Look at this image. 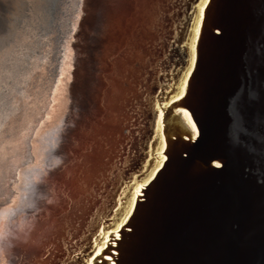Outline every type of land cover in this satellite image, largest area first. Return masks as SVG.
<instances>
[{
    "label": "bare ground",
    "instance_id": "obj_1",
    "mask_svg": "<svg viewBox=\"0 0 264 264\" xmlns=\"http://www.w3.org/2000/svg\"><path fill=\"white\" fill-rule=\"evenodd\" d=\"M210 2L0 0V264H25L42 243L31 245L35 233L50 225L30 263L88 264L102 240L118 236L167 160L154 114L157 88L186 97ZM238 9L228 7L216 21L232 11L240 16ZM191 21L195 36L182 41L175 29ZM15 50L23 53L11 58ZM241 59L235 52L226 63ZM232 79L220 91L233 95ZM181 105L196 141L197 112ZM252 111L236 124H249Z\"/></svg>",
    "mask_w": 264,
    "mask_h": 264
},
{
    "label": "water",
    "instance_id": "obj_2",
    "mask_svg": "<svg viewBox=\"0 0 264 264\" xmlns=\"http://www.w3.org/2000/svg\"><path fill=\"white\" fill-rule=\"evenodd\" d=\"M208 6L211 22L198 42L200 56L186 97L163 84L153 99L159 130L166 135L167 160L118 236L110 235L97 258L100 264H264V0H212ZM230 6L239 8L240 16L232 11L218 23L220 12ZM194 27L191 21L175 30L189 42ZM235 52L242 55L241 63L228 67L226 59ZM22 53L15 50L10 57ZM230 76L237 85L233 95L220 91ZM182 103L201 122L196 141L182 122ZM250 108V123L237 125L234 118ZM227 184L230 189H224ZM50 227L35 233L31 245L42 243L27 252L25 264H34L28 259L38 257ZM61 229L57 226L56 232Z\"/></svg>",
    "mask_w": 264,
    "mask_h": 264
},
{
    "label": "snow or ice",
    "instance_id": "obj_3",
    "mask_svg": "<svg viewBox=\"0 0 264 264\" xmlns=\"http://www.w3.org/2000/svg\"><path fill=\"white\" fill-rule=\"evenodd\" d=\"M207 0H202V4H206ZM203 18V7H201V19ZM196 35H199V29L197 28V32ZM195 61L193 60V63ZM190 74V73H189ZM180 97H176V99H179ZM165 107H167V105H165ZM161 115H163L161 113ZM184 116L187 118L189 124H192V127L195 128V124L192 123V119L189 113L185 112ZM143 187V186H141ZM107 239L105 238L104 240H102V245L103 247L107 246ZM103 247H98L97 250L95 251L94 255L92 257H90L88 264H100V261L97 259L98 257H101V254L103 252ZM107 259H110V257H108Z\"/></svg>",
    "mask_w": 264,
    "mask_h": 264
}]
</instances>
